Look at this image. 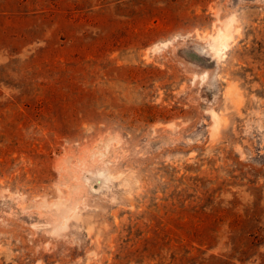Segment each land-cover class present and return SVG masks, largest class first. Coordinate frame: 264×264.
<instances>
[{"label":"rangeland","instance_id":"374dc122","mask_svg":"<svg viewBox=\"0 0 264 264\" xmlns=\"http://www.w3.org/2000/svg\"><path fill=\"white\" fill-rule=\"evenodd\" d=\"M0 264H264V0H0Z\"/></svg>","mask_w":264,"mask_h":264},{"label":"bare ground","instance_id":"6f19581e","mask_svg":"<svg viewBox=\"0 0 264 264\" xmlns=\"http://www.w3.org/2000/svg\"><path fill=\"white\" fill-rule=\"evenodd\" d=\"M222 38V39H221ZM220 40H223L224 39V36H221Z\"/></svg>","mask_w":264,"mask_h":264}]
</instances>
